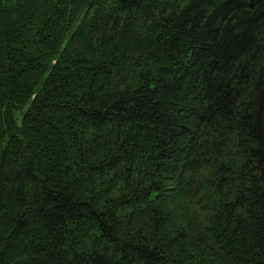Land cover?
I'll return each instance as SVG.
<instances>
[{
	"label": "trees",
	"instance_id": "16d2710c",
	"mask_svg": "<svg viewBox=\"0 0 264 264\" xmlns=\"http://www.w3.org/2000/svg\"><path fill=\"white\" fill-rule=\"evenodd\" d=\"M0 264H264V0H0Z\"/></svg>",
	"mask_w": 264,
	"mask_h": 264
}]
</instances>
